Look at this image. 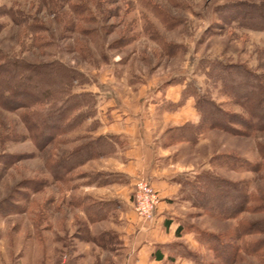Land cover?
Returning <instances> with one entry per match:
<instances>
[{
  "label": "rangeland",
  "instance_id": "1",
  "mask_svg": "<svg viewBox=\"0 0 264 264\" xmlns=\"http://www.w3.org/2000/svg\"><path fill=\"white\" fill-rule=\"evenodd\" d=\"M263 9L264 0H0V52L30 65L57 62L78 72L81 77L73 79L70 91L87 93L92 102L83 107L85 118L69 129L35 136L37 143L48 140L41 147L25 126L32 121L25 109L0 108V264H121L122 250L111 232L117 224L113 206L103 208L112 219L90 229L63 184L68 177L75 176V182L78 171L67 174L61 158L98 138L92 135V119L106 101L118 99L147 113L148 103L160 100L156 92L170 85L212 100L233 120V130H206L193 144L177 138L188 122L163 130L161 147H174L168 156L192 177H181L182 184L211 173L244 183L257 200L252 205L264 204V158L258 149H264V131L248 134L238 124L244 119L248 126L249 115L223 95L213 70L219 63L264 72V30L245 22ZM223 155L239 157L254 169L228 170L219 158ZM183 191L187 197L191 188ZM184 206L190 209L182 210L188 234L199 229L230 236L239 221L247 226L264 220V211L220 221L190 200ZM93 237L99 244L89 242ZM253 239L264 240V234L230 245ZM192 250L211 259L200 245ZM261 251L258 258L242 256L237 264H264V247Z\"/></svg>",
  "mask_w": 264,
  "mask_h": 264
},
{
  "label": "trees",
  "instance_id": "2",
  "mask_svg": "<svg viewBox=\"0 0 264 264\" xmlns=\"http://www.w3.org/2000/svg\"><path fill=\"white\" fill-rule=\"evenodd\" d=\"M247 17L245 22L264 30V12L258 16L251 13ZM213 70L219 74L218 80L221 82L223 95L236 102L249 115L251 122L248 126L244 119L238 124L248 129V134L264 131V72L258 74L243 66L228 67L219 63L213 66ZM77 77H81L78 72L57 62L35 66L12 60L0 52V108L9 111L25 109L29 118L32 119L29 122L25 121L30 136L35 145L45 146L48 140L37 143L35 136L43 137L44 134H48L50 137L54 135L53 131L62 132L69 129L75 120L85 118L86 109L83 107L87 108L92 103L87 93L80 95L71 93L69 86ZM191 94L194 98V108L200 116L199 122L197 124L188 123L182 127L181 133L179 132L177 136L178 140L193 144L206 130L225 132L233 130L231 127L233 120L229 122L227 113L212 100L184 89L182 101ZM74 109H78V112L71 115ZM258 149L264 158V149L260 146ZM113 152V140L98 137L92 143L82 145L61 158L64 166L60 167L70 174L89 160L105 157ZM219 158L228 170L234 171L243 167L245 170L249 167L254 169L250 163L233 155H223ZM73 178L75 176L68 177L63 184L71 185ZM101 182L106 183L107 181ZM183 184L184 188H191L186 198L191 201L192 205L203 212L210 213L220 221L239 219L242 214L248 212L255 214L264 211V204L252 205V202L257 200L246 191L244 183H234L211 173H203L194 182L186 181ZM74 206L83 209L88 221L94 223L104 217L103 208L107 207L108 203L89 201L85 204L84 200L76 199ZM261 234H264V220L249 223L247 226L239 221L230 236L226 233L221 235L204 233L198 229L196 235L198 243L211 254V259L183 244H176L175 249L177 254L191 260L192 264H237L242 256L258 258L264 247V240L243 241L238 246L230 245L231 240L238 243L246 236L254 237ZM98 238L93 237L90 241L98 243ZM212 254H214L213 257Z\"/></svg>",
  "mask_w": 264,
  "mask_h": 264
},
{
  "label": "crops",
  "instance_id": "3",
  "mask_svg": "<svg viewBox=\"0 0 264 264\" xmlns=\"http://www.w3.org/2000/svg\"><path fill=\"white\" fill-rule=\"evenodd\" d=\"M183 91V85H170L162 93L157 91L155 96L160 100L148 103V114L140 113L139 105L133 109L118 99L106 101L92 119L96 123L92 135L113 140L114 152L79 166L75 182L67 186V195L84 200L85 204L92 201L113 206L111 213L117 224H112L111 232L122 250L121 264H192L176 253L175 245L183 244L191 250L199 247L196 235L188 234L183 226L186 220L182 210L190 209L184 206L188 200L181 177H192L181 173L182 169L168 156L174 147L160 145V136L166 127L199 122L194 99L182 101ZM153 110L157 114L153 115ZM141 179L151 183L159 199L152 219L145 223L134 213L130 200L132 186ZM80 211L87 219L83 209ZM109 213L100 221L88 222L89 228L109 219Z\"/></svg>",
  "mask_w": 264,
  "mask_h": 264
},
{
  "label": "built area",
  "instance_id": "4",
  "mask_svg": "<svg viewBox=\"0 0 264 264\" xmlns=\"http://www.w3.org/2000/svg\"><path fill=\"white\" fill-rule=\"evenodd\" d=\"M158 204V196L148 180H138L133 195V210L142 220L147 222L152 219L153 212Z\"/></svg>",
  "mask_w": 264,
  "mask_h": 264
}]
</instances>
